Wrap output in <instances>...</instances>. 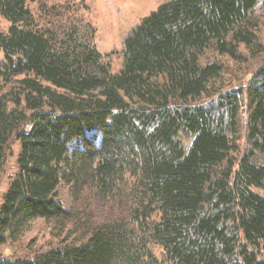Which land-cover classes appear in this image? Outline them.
<instances>
[{
    "label": "trees",
    "instance_id": "trees-1",
    "mask_svg": "<svg viewBox=\"0 0 264 264\" xmlns=\"http://www.w3.org/2000/svg\"><path fill=\"white\" fill-rule=\"evenodd\" d=\"M51 1L0 0V264H264V59L222 61L264 55V0H168L116 70ZM37 219L57 242L4 253Z\"/></svg>",
    "mask_w": 264,
    "mask_h": 264
},
{
    "label": "rangeland",
    "instance_id": "rangeland-1",
    "mask_svg": "<svg viewBox=\"0 0 264 264\" xmlns=\"http://www.w3.org/2000/svg\"><path fill=\"white\" fill-rule=\"evenodd\" d=\"M76 1L83 4L82 7L79 5L81 7V16L93 23L97 30L95 43L98 50L104 54V59L106 57L105 54L112 53L111 57L107 58V60L111 62L112 68L116 70L119 68L121 63L120 60H122V54H120V52L123 48V38L125 35L131 28L140 22L141 18L148 15L151 11L157 9L158 6L168 0H52L49 3L53 4L58 2L59 4H63L64 2ZM260 22L262 24L260 25V36L264 42V13L261 15ZM8 24L10 23H7L6 19L0 16V31L7 29ZM2 56L3 53L0 52V57ZM208 59L214 60L218 59V57L208 53L202 61L205 63ZM263 59L264 55H261L257 60L250 62L248 65L245 64V68H240L233 62L228 63L229 59L227 58L222 59V61L225 63L226 67L229 66L230 71L239 75L240 72H245L246 70L253 71L256 67L248 68V66L255 65L256 62ZM244 76L245 75L242 77ZM249 76L250 74L246 77V81L250 80ZM233 82L235 83L237 80ZM192 141L191 139L187 141L189 146ZM240 148L242 152L240 151L238 154V160H240V157L244 155L243 153L247 151V145L244 139L241 141ZM17 151L18 145L16 144L14 152L17 153ZM15 158V154L9 158V163L7 164L5 172L0 175V197L8 186L9 175H11L14 170H17ZM258 192L262 193L259 190ZM59 199L66 207L72 205L71 198L64 187H60ZM57 237L58 233L54 230L51 223L42 219H37L32 223L29 231L26 232L20 240L19 245H8L3 248V252L11 253L19 248L26 250L34 246L36 248L44 247V249H46L57 242Z\"/></svg>",
    "mask_w": 264,
    "mask_h": 264
}]
</instances>
